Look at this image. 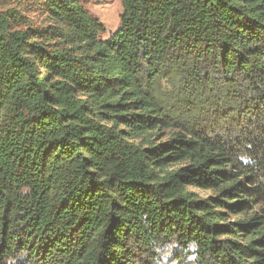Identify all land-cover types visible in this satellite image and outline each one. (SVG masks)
<instances>
[{"label":"trees","instance_id":"obj_1","mask_svg":"<svg viewBox=\"0 0 264 264\" xmlns=\"http://www.w3.org/2000/svg\"><path fill=\"white\" fill-rule=\"evenodd\" d=\"M83 1L0 0V264H264V0Z\"/></svg>","mask_w":264,"mask_h":264},{"label":"rangeland","instance_id":"obj_2","mask_svg":"<svg viewBox=\"0 0 264 264\" xmlns=\"http://www.w3.org/2000/svg\"><path fill=\"white\" fill-rule=\"evenodd\" d=\"M84 8L93 17L97 18L99 22L103 24L106 32H113L119 26L120 15L122 12V7L120 0H84ZM40 17H36V23L40 20ZM202 195V193L200 194ZM166 257V258H165ZM154 264H175L166 251L163 253V258L161 261ZM185 264H191L185 261Z\"/></svg>","mask_w":264,"mask_h":264},{"label":"clouds","instance_id":"obj_3","mask_svg":"<svg viewBox=\"0 0 264 264\" xmlns=\"http://www.w3.org/2000/svg\"><path fill=\"white\" fill-rule=\"evenodd\" d=\"M240 159L243 160L244 162L248 161V158L244 157V156H241ZM197 247H198V245L195 243V241H192L188 244V250L192 251L193 253H195ZM188 259L195 261L197 259V256L194 254V255L189 256Z\"/></svg>","mask_w":264,"mask_h":264}]
</instances>
